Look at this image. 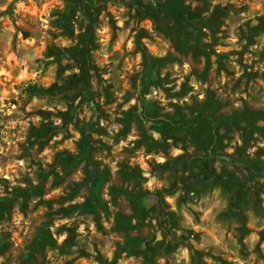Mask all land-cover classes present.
<instances>
[{
    "label": "rangeland",
    "instance_id": "374dc122",
    "mask_svg": "<svg viewBox=\"0 0 264 264\" xmlns=\"http://www.w3.org/2000/svg\"><path fill=\"white\" fill-rule=\"evenodd\" d=\"M0 72V264H264V0H0Z\"/></svg>",
    "mask_w": 264,
    "mask_h": 264
},
{
    "label": "clouds",
    "instance_id": "9594fccd",
    "mask_svg": "<svg viewBox=\"0 0 264 264\" xmlns=\"http://www.w3.org/2000/svg\"><path fill=\"white\" fill-rule=\"evenodd\" d=\"M52 6H53V5H51V4H47V5H45L44 13H47L48 9L51 8ZM16 8H17V11H19L20 9H23L24 12H29V11H31V12L33 13V15L35 14V10H36V6H35V4H32L31 9L25 7L23 4H18V5L16 6ZM123 11H124V10L121 9V12H123ZM117 20H118L119 26H120V27H123L124 21L121 20V19L119 18V16H117ZM108 33H109V29H108L107 27H105V28L103 29V31L100 32V35L105 36V39L101 41V43H103V44H105V45L108 44V39H109V37H108ZM124 39H125V37H124V36H121L120 41H119V42L117 43V45H116V50H120L121 45L124 43ZM145 43H147V41H145ZM133 46H134V45H133V42H132V41H129V42H128V48H129V50H132V49H133ZM41 51H43V49H41ZM37 55H39V53H38ZM9 59H15V57H9ZM137 59L139 60V57H138ZM129 67H131V66L129 65ZM0 75L4 76L5 78L11 79L10 74H9L8 72H0ZM27 78H29V75H28V73H27V70H25L24 72H22V73L20 74V76H19V80L22 81V80H25V79H27ZM49 83H50V82H49ZM194 86H195V85H194ZM3 95H4V97H7V96H8V92H4ZM201 99H203V97H201ZM133 103H134V101H133ZM57 123H59V121H58ZM66 146H67V147H70V146H71V145H70V142H69V144L66 145ZM45 155H46V156H49V163H51V157H50L49 153H48V152H45ZM160 162L163 163L164 161H160ZM168 202H169V203H173V200L169 199ZM209 211H210V210H209ZM207 217H208V213H205V219H207ZM186 255H187V253L185 252V256H186ZM161 264H163V262H161Z\"/></svg>",
    "mask_w": 264,
    "mask_h": 264
},
{
    "label": "trees",
    "instance_id": "16d2710c",
    "mask_svg": "<svg viewBox=\"0 0 264 264\" xmlns=\"http://www.w3.org/2000/svg\"><path fill=\"white\" fill-rule=\"evenodd\" d=\"M172 10V9H171ZM176 14L178 15L179 13H178V10L176 9ZM200 30L202 31L203 30V28L202 27H200ZM254 28H253V30L251 31V35H252V37H254V36H257L258 35V33H254ZM260 34V33H259ZM142 44V43H141ZM195 52H196V54H198L199 55V53H201V51H199V50H195ZM209 57V56H208ZM158 66H159V64H158V62H157V60H154L152 63H151V65H150V67H149V70L152 72V73H155L156 71H157V68H158ZM88 78H90V76L87 74L86 75ZM70 82H73L74 84H76V85H78L79 84V80H78V78H76L75 80L74 79H71L70 80ZM89 87V89H91V85L89 84L88 85ZM72 108V107H71ZM247 112H249L250 113V115H253L254 114V112H252L251 110L249 111V110H246ZM262 112L263 111H261L260 113L262 114ZM263 117H264V112H263ZM246 120L247 119H243V122H246ZM263 119H259V121H262ZM261 129H263V128H261ZM264 130V129H263ZM91 203V202H90Z\"/></svg>",
    "mask_w": 264,
    "mask_h": 264
}]
</instances>
